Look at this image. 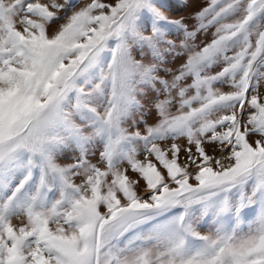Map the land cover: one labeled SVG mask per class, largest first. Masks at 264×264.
Listing matches in <instances>:
<instances>
[{
    "label": "snow or ice",
    "instance_id": "snow-or-ice-1",
    "mask_svg": "<svg viewBox=\"0 0 264 264\" xmlns=\"http://www.w3.org/2000/svg\"><path fill=\"white\" fill-rule=\"evenodd\" d=\"M184 6L0 0V264H264V0Z\"/></svg>",
    "mask_w": 264,
    "mask_h": 264
},
{
    "label": "rangeland",
    "instance_id": "rangeland-1",
    "mask_svg": "<svg viewBox=\"0 0 264 264\" xmlns=\"http://www.w3.org/2000/svg\"><path fill=\"white\" fill-rule=\"evenodd\" d=\"M172 2L174 4H184V7H177L175 8L173 11L168 12V15L170 16V18H179L181 16L184 17H189V14L195 10H198L199 7L202 6L203 0H172ZM189 23H191V20H188ZM53 27H55V25H53ZM203 38V37H201ZM176 65H169V67H175ZM137 99L141 100V104H143L145 106V108L148 107V104L146 103L147 100L151 99V96L145 97V98H141V97H137ZM173 111H175V109H173ZM155 113H153V115H149V116H145L144 118L149 122L152 123L153 122V118H154ZM134 119L138 118V117H133ZM63 162H67V161H63ZM14 224H19L20 220L17 218H13L12 221ZM202 232H206L207 228L205 227L204 229H201Z\"/></svg>",
    "mask_w": 264,
    "mask_h": 264
}]
</instances>
